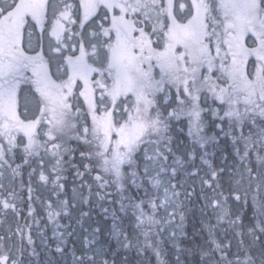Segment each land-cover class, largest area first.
Returning a JSON list of instances; mask_svg holds the SVG:
<instances>
[{
  "label": "snow or ice",
  "instance_id": "obj_1",
  "mask_svg": "<svg viewBox=\"0 0 264 264\" xmlns=\"http://www.w3.org/2000/svg\"><path fill=\"white\" fill-rule=\"evenodd\" d=\"M25 205L0 264H264V0H0V216Z\"/></svg>",
  "mask_w": 264,
  "mask_h": 264
},
{
  "label": "trees",
  "instance_id": "obj_2",
  "mask_svg": "<svg viewBox=\"0 0 264 264\" xmlns=\"http://www.w3.org/2000/svg\"><path fill=\"white\" fill-rule=\"evenodd\" d=\"M213 163L214 165H217L220 163V161L218 159H213ZM77 183H79L77 181ZM69 184L71 185V179L69 180ZM197 187H198V183H197ZM38 207V205H37ZM39 211V209H38ZM97 213H99V208H96L93 211V221H100L101 220V216L97 215ZM39 215H37V219H39ZM0 235H12V233L15 232L17 224H19L20 226H23L25 223H29L31 222V218L27 216V209H26V205L24 207V211L21 212V215L19 217H12L9 216L7 219H5L3 216H0ZM45 223L44 220H41V224L43 225ZM246 224L248 223L247 221L245 222ZM189 231H191V225H189ZM33 236L35 239V246L37 248V251L40 253V257L39 259L41 261L46 260L48 258V255L50 254H45V252L43 251V245H41L40 243V238L36 235V226L33 225ZM48 236H51V232H48ZM108 236L107 234H105L104 237H102V241L103 240H107ZM19 243L20 242V238L18 236H12V240L9 241L8 243ZM114 244V242H113ZM123 257H120V259H122ZM57 259H59V257H57ZM166 259H168L169 261H174L175 257L173 255H171V253H169L166 257ZM192 257H189V260L191 261ZM70 260L71 257L68 258L69 264H70ZM153 264H155L154 260H153Z\"/></svg>",
  "mask_w": 264,
  "mask_h": 264
}]
</instances>
